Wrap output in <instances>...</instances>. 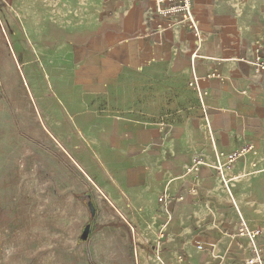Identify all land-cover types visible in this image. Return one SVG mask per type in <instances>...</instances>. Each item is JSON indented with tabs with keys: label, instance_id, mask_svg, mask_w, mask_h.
I'll list each match as a JSON object with an SVG mask.
<instances>
[{
	"label": "rangeland",
	"instance_id": "obj_1",
	"mask_svg": "<svg viewBox=\"0 0 264 264\" xmlns=\"http://www.w3.org/2000/svg\"><path fill=\"white\" fill-rule=\"evenodd\" d=\"M14 13L2 1L0 263L22 251L17 244L22 243L25 208L75 206L83 203V194H91L94 201L102 196L83 171L98 184L96 174L107 175L110 147L101 143L107 132L103 127L110 123L103 119L107 115L124 125V139L141 130L153 138L147 146L123 145L121 161L140 162L145 171L153 167L178 171L165 183L157 180L153 188L147 182L131 186L138 194L133 199L121 184L115 188L125 206L133 251L143 254L139 264H264V227L254 218L246 223L233 201L217 204L210 194L199 191L201 174L209 168L229 195L216 168L217 153L210 156L201 147L210 143L207 124L202 131L196 129L197 140L182 144L175 139L188 128L193 130L192 121L205 118L186 72L187 64H194L191 55L186 57L188 41L166 45L156 40L147 53L149 63L132 65L121 59L114 66L107 64L108 50L67 51L64 34L60 36L49 20L28 21ZM152 33L159 35L155 29ZM116 36L139 38V33ZM107 76L114 77V94H121L112 108L108 96L89 95L98 89L113 91ZM90 116L93 131L87 127ZM194 156L206 163L199 174L188 172ZM186 193L197 196L187 200ZM232 216L239 224L232 225ZM151 222L153 229L148 226ZM242 223L250 231L260 230L259 235H243ZM140 232L145 233L143 240L138 238ZM254 259L259 261L250 263ZM130 264H138L135 254Z\"/></svg>",
	"mask_w": 264,
	"mask_h": 264
},
{
	"label": "crops",
	"instance_id": "obj_2",
	"mask_svg": "<svg viewBox=\"0 0 264 264\" xmlns=\"http://www.w3.org/2000/svg\"><path fill=\"white\" fill-rule=\"evenodd\" d=\"M2 1L15 10V15H25L28 21L49 20L60 36L64 34L67 51H95L98 47L108 50V65L115 66L121 59L132 65L149 63L147 53L156 40L166 45L169 42L182 45L188 41L186 57L191 55L194 64L193 67L187 64L186 72L191 78L190 83L197 84L190 86L201 103L205 118L192 121L193 130L188 128L184 135L175 139L182 144L197 140L196 129L202 131L206 123L210 143L201 147L210 156L215 152L230 153L247 145L253 146L256 154L248 153L223 172L230 196L209 168L202 172L197 185L203 195L210 194L217 204L233 201L246 223L250 224L254 218L255 224L264 227V74H254L251 66L256 42L262 43L264 53V0H193L200 40L180 26L159 31L160 18L153 0H0V7ZM154 29L158 36L152 33ZM132 32L139 33V38L116 36V33ZM92 69L90 67L89 71ZM212 73L222 77H211ZM96 77L94 75V82ZM107 77L113 91L109 92L107 88L105 95L104 90L98 89L89 95L108 96L112 108L115 103L118 105L121 94L118 91L114 94V77ZM11 94H15L12 86ZM103 119L110 122L103 127L107 132L101 141L110 147L107 149L110 156L107 175L96 174L99 185L81 168L105 198L92 199L96 207L95 218L92 219L85 202L75 206L25 208L22 243L17 244L22 251L15 252L2 264H130L134 254L139 264V256L143 257V254L133 251L122 211L125 206L115 188L121 184L130 191L133 199L138 194L137 188L131 186L147 182V186L153 188L157 180L165 183L178 171H159L154 167L145 171L140 162L121 161L123 145L139 143L147 146L153 138L141 130L124 139L121 132L124 125L116 124L107 115ZM86 121L93 131L94 118L90 116ZM196 194L186 193L185 196L187 200L194 199ZM132 205L136 208V204ZM230 219L233 226L239 224L237 216ZM88 224L91 228L98 226V229L87 241L80 242ZM148 226L154 227L152 222ZM138 229L142 230L143 225ZM139 235L138 238L143 240L145 233Z\"/></svg>",
	"mask_w": 264,
	"mask_h": 264
},
{
	"label": "built area",
	"instance_id": "obj_3",
	"mask_svg": "<svg viewBox=\"0 0 264 264\" xmlns=\"http://www.w3.org/2000/svg\"><path fill=\"white\" fill-rule=\"evenodd\" d=\"M146 1V0H140ZM156 6V12L160 18L157 25L159 31H167L168 29L180 26L190 31L197 39H201L199 23L193 13V0H153ZM261 42H256L254 48V58L251 61V66L254 74H264V53ZM211 77L221 78V74H210ZM191 86H197L196 82H191ZM248 153H255L254 147L251 145L244 146L236 152L227 153L225 151L217 152L215 162H217V170L223 176V172L230 169L241 157ZM191 165L188 167V172L198 174L205 166L204 159L200 156H194L191 160ZM226 180V179H225ZM195 189L191 193H195ZM239 230L243 235L250 234L252 237L259 235V231H250L246 223H242ZM259 259H254L250 263L258 262Z\"/></svg>",
	"mask_w": 264,
	"mask_h": 264
},
{
	"label": "water",
	"instance_id": "obj_4",
	"mask_svg": "<svg viewBox=\"0 0 264 264\" xmlns=\"http://www.w3.org/2000/svg\"><path fill=\"white\" fill-rule=\"evenodd\" d=\"M80 199L83 201V203L84 202L86 203L87 208L90 212V215H91L92 219H94L95 218L94 216L96 214V207H95V204L92 200L91 194H83ZM89 228H90V226L88 224V226H86L84 233H83L85 236H87V234L89 232Z\"/></svg>",
	"mask_w": 264,
	"mask_h": 264
},
{
	"label": "trees",
	"instance_id": "obj_5",
	"mask_svg": "<svg viewBox=\"0 0 264 264\" xmlns=\"http://www.w3.org/2000/svg\"><path fill=\"white\" fill-rule=\"evenodd\" d=\"M88 226V225H87ZM90 228H89V232L87 234V236H85L83 233H82V236L80 237V242H85L88 240V238L90 237V234H92L94 231H96L98 229V226L96 227H92L91 228V224H89ZM85 230V229H84Z\"/></svg>",
	"mask_w": 264,
	"mask_h": 264
},
{
	"label": "bare ground",
	"instance_id": "obj_6",
	"mask_svg": "<svg viewBox=\"0 0 264 264\" xmlns=\"http://www.w3.org/2000/svg\"><path fill=\"white\" fill-rule=\"evenodd\" d=\"M30 55V54H29ZM29 55H28V57H29ZM32 55V54H31ZM31 57V56H30ZM51 58V57H50ZM54 62V61H53ZM62 65V64H61ZM52 67V66H51ZM59 73H60V71H59ZM58 74V73H57ZM11 82V81H10Z\"/></svg>",
	"mask_w": 264,
	"mask_h": 264
}]
</instances>
